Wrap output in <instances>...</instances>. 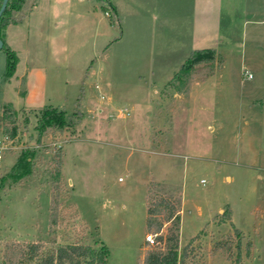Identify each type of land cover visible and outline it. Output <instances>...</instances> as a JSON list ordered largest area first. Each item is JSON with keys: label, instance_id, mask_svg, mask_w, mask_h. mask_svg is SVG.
Returning <instances> with one entry per match:
<instances>
[{"label": "rangeland", "instance_id": "374dc122", "mask_svg": "<svg viewBox=\"0 0 264 264\" xmlns=\"http://www.w3.org/2000/svg\"><path fill=\"white\" fill-rule=\"evenodd\" d=\"M110 1L113 25L97 0L38 1L9 29V81L0 50L12 145L0 151V264L28 243H102L109 264H142L159 246L145 241L147 208L162 200L178 209L184 264H264V0ZM204 48L214 61L172 83ZM49 105L82 118L37 144ZM24 149L37 151L32 173L6 179Z\"/></svg>", "mask_w": 264, "mask_h": 264}, {"label": "trees", "instance_id": "16d2710c", "mask_svg": "<svg viewBox=\"0 0 264 264\" xmlns=\"http://www.w3.org/2000/svg\"><path fill=\"white\" fill-rule=\"evenodd\" d=\"M102 3V11L109 13L110 22L113 25L118 23L116 13L110 0H97ZM2 0H0L1 4ZM38 0H8L5 10L0 16V39L3 42L1 50L6 57L5 63V80L9 81L14 75L18 57L4 41V30L9 25H17L23 22L30 11L35 7ZM113 16L116 17L114 20ZM214 49H194L180 70L173 76L172 83L177 80L186 79L189 82L195 81L192 75L196 67L202 63L210 64L214 61ZM198 70V69H197ZM206 72L203 80L214 74L212 69ZM199 72V71H198ZM6 112L13 117L16 111L11 104L4 105ZM39 118L34 127L36 131V143L41 144L46 135L61 132L63 129L74 125V122L80 121L82 116L77 114L76 117H67L65 113L53 106H45L39 110ZM27 121V119H25ZM25 121V123H27ZM3 135L11 139L6 128H2ZM14 134V133H13ZM59 153V150H58ZM36 149H24L18 156L10 172L5 176L6 179L16 182L32 173L33 158L36 156ZM1 188V185H0ZM163 214V215H162ZM160 216H162L160 218ZM165 223H169L166 233L162 234V228ZM179 213L175 205H169L162 200L147 208V217L145 228L148 232L156 234L153 244L158 243L154 249L147 251L143 257L142 264H184L185 254L178 253L179 245ZM157 241V242H156ZM147 243V242H146ZM151 244V245H153ZM5 259L1 264H27L34 261L36 264H109L108 248L104 244L83 245V244H66L55 248L45 250L41 243H28L25 245L15 244L8 249Z\"/></svg>", "mask_w": 264, "mask_h": 264}, {"label": "built area", "instance_id": "2783aa9c", "mask_svg": "<svg viewBox=\"0 0 264 264\" xmlns=\"http://www.w3.org/2000/svg\"><path fill=\"white\" fill-rule=\"evenodd\" d=\"M105 15L106 16H109V13L108 12H105ZM243 77L246 79V80H250L252 79V75L249 71H244L243 73ZM12 149V145H11V140L4 135L3 139L0 140V151H9ZM1 158V156H0ZM203 182V181H202ZM153 235H147L145 237V241L149 244H153V241H154V238L152 237Z\"/></svg>", "mask_w": 264, "mask_h": 264}, {"label": "crops", "instance_id": "0c3cea01", "mask_svg": "<svg viewBox=\"0 0 264 264\" xmlns=\"http://www.w3.org/2000/svg\"><path fill=\"white\" fill-rule=\"evenodd\" d=\"M38 1H40V0H38ZM112 4V3H111ZM61 6H64L63 4H60ZM60 6V7H61ZM112 7H113V9H114V11H115V13H116V15H117V12H118V10H117V7H115L113 4H112ZM32 12V11H31ZM30 12V13H31ZM62 12V11H61ZM29 16V14L27 15V17ZM26 17V18H27ZM25 18V19H26ZM24 19V20H25ZM23 20V21H24ZM55 21V19L52 17V22H54ZM57 23H59V22H57ZM57 23L56 24H54V25H57ZM18 25V24H17ZM10 27H11V25H9V26H7L6 28H5V30H4V41H5V43H6V39L8 38V32H9V29H10ZM8 46V45H7ZM9 47V46H8ZM10 48V47H9ZM11 49V48H10ZM15 52V51H14ZM16 69V68H15ZM14 75H15V72H14ZM14 75L12 76V78L14 77ZM18 80H22L24 77H25V74H24V72L23 73H20L19 75H17V76H15ZM50 106V105H49ZM45 107V106H44Z\"/></svg>", "mask_w": 264, "mask_h": 264}, {"label": "water", "instance_id": "95a60500", "mask_svg": "<svg viewBox=\"0 0 264 264\" xmlns=\"http://www.w3.org/2000/svg\"><path fill=\"white\" fill-rule=\"evenodd\" d=\"M7 1H8V0H2V3H1V5H0V16L2 15L3 11L5 10V7H6V4H7ZM2 46H3V42H2V40L0 39V50H1Z\"/></svg>", "mask_w": 264, "mask_h": 264}, {"label": "flooded vegetation", "instance_id": "af4514ba", "mask_svg": "<svg viewBox=\"0 0 264 264\" xmlns=\"http://www.w3.org/2000/svg\"><path fill=\"white\" fill-rule=\"evenodd\" d=\"M1 3H2V2H1ZM0 5H1V4H0ZM6 5H7V4H6ZM32 10H33V9H32ZM32 10H31V11H32ZM31 11H30V12H31Z\"/></svg>", "mask_w": 264, "mask_h": 264}]
</instances>
